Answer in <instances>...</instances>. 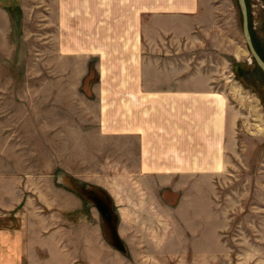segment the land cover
Here are the masks:
<instances>
[{
	"label": "rangeland",
	"instance_id": "obj_1",
	"mask_svg": "<svg viewBox=\"0 0 264 264\" xmlns=\"http://www.w3.org/2000/svg\"><path fill=\"white\" fill-rule=\"evenodd\" d=\"M244 1L250 30L264 52V0ZM199 2L192 36L162 54L169 66L207 78L225 96L234 123L233 140L227 142L225 170L202 180L201 191L192 190L193 181L175 179L166 185L168 190L150 188L147 197L140 191L131 195L129 187L137 164L136 141L99 135L96 104L85 99L88 92L85 97L80 94L81 61L67 63L48 51L49 0H0V212L4 208L23 211L29 203L39 207L42 219H48L47 212L57 204L90 207V222L96 223L91 227L99 230L100 224L101 236L109 245L106 233L117 222L118 238L126 248L123 254L109 245L115 251L106 255L108 264H200L201 259L202 264H255L261 260L264 78L247 50L238 1ZM95 75L91 64L84 87ZM62 173L72 177L71 191L60 183ZM93 200L111 204L118 221L112 212L110 223L102 219L107 229L101 226ZM172 203L182 209L174 214L159 211L160 205ZM143 205L153 213L137 214ZM172 216L179 224L172 223ZM195 238L203 241L202 258L194 257ZM113 257L117 261L112 263Z\"/></svg>",
	"mask_w": 264,
	"mask_h": 264
},
{
	"label": "crops",
	"instance_id": "obj_2",
	"mask_svg": "<svg viewBox=\"0 0 264 264\" xmlns=\"http://www.w3.org/2000/svg\"><path fill=\"white\" fill-rule=\"evenodd\" d=\"M48 6V51L67 63L81 61L80 94L88 92L85 99L96 104L99 135L136 141L131 195L149 197L150 188L167 189L175 179L193 181L192 190L201 191L202 180L223 173L234 130L225 96L207 78L169 66L162 54L192 36L199 0H49ZM91 64L96 78L84 87ZM166 205L158 207L161 213L182 209ZM31 206L0 212V264H108L106 255L115 250L101 236L100 224L98 230L90 222V207L57 204L42 219L39 207ZM152 211L143 205L137 214ZM202 242L195 238L194 257L202 258ZM255 264H264V251Z\"/></svg>",
	"mask_w": 264,
	"mask_h": 264
},
{
	"label": "water",
	"instance_id": "obj_3",
	"mask_svg": "<svg viewBox=\"0 0 264 264\" xmlns=\"http://www.w3.org/2000/svg\"><path fill=\"white\" fill-rule=\"evenodd\" d=\"M237 1L239 4V7H240V11H241L242 35H243L247 50L249 52V55L252 57L253 61L255 62V64L257 65V67L259 68V70L262 72V74L264 76V62L259 57L257 52L255 51L253 44H252L251 37H250L249 28H248V15H247V9H246V5H245V1L244 0H237ZM60 183L64 187H66V189L69 188L70 191L73 188V179L67 173L61 174ZM81 191H82V189H81ZM93 203L96 205V208H97V210L101 216V226H104L107 229L106 223L103 222V220H105L107 223H110V221H111L110 217H111L112 212L114 214H116V212L113 211L114 209H112L113 206H111V204H109V205L101 204V202L99 203L95 200H93ZM116 217H117V221H118L117 214H116ZM116 227H117V222H116V225L113 227L112 231H110L111 236H110V234L106 233V239L108 240L109 245L111 247L115 248L116 250H119L123 254H126V248L124 246V243L121 242L118 238Z\"/></svg>",
	"mask_w": 264,
	"mask_h": 264
},
{
	"label": "trees",
	"instance_id": "obj_4",
	"mask_svg": "<svg viewBox=\"0 0 264 264\" xmlns=\"http://www.w3.org/2000/svg\"><path fill=\"white\" fill-rule=\"evenodd\" d=\"M247 12H248V6H247ZM248 27H249V30H250V23H249V13H248ZM251 32V30H250ZM251 40H252V44H253V47L255 49V51L257 52V54L259 55V57L263 60L264 62V52H263V49L261 47V43L257 40V38H255L253 35H252V32H251ZM256 69L258 70L260 76H262V78H264L262 72L259 70V68L256 67ZM237 74H240V71H238V69L236 70ZM243 73H241V77L239 78H243Z\"/></svg>",
	"mask_w": 264,
	"mask_h": 264
}]
</instances>
